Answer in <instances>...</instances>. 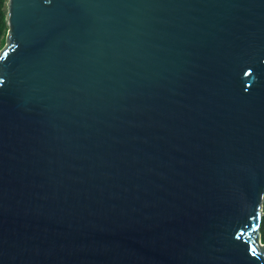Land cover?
<instances>
[{
    "label": "water",
    "instance_id": "1",
    "mask_svg": "<svg viewBox=\"0 0 264 264\" xmlns=\"http://www.w3.org/2000/svg\"><path fill=\"white\" fill-rule=\"evenodd\" d=\"M0 264H264V0H8Z\"/></svg>",
    "mask_w": 264,
    "mask_h": 264
},
{
    "label": "trees",
    "instance_id": "2",
    "mask_svg": "<svg viewBox=\"0 0 264 264\" xmlns=\"http://www.w3.org/2000/svg\"><path fill=\"white\" fill-rule=\"evenodd\" d=\"M7 15H8V0H0V49L6 44V39L8 35L9 24H8ZM261 233H262V241L264 242V214L261 222Z\"/></svg>",
    "mask_w": 264,
    "mask_h": 264
},
{
    "label": "rangeland",
    "instance_id": "3",
    "mask_svg": "<svg viewBox=\"0 0 264 264\" xmlns=\"http://www.w3.org/2000/svg\"><path fill=\"white\" fill-rule=\"evenodd\" d=\"M5 47V45L0 49V53H1V51H2V49Z\"/></svg>",
    "mask_w": 264,
    "mask_h": 264
}]
</instances>
